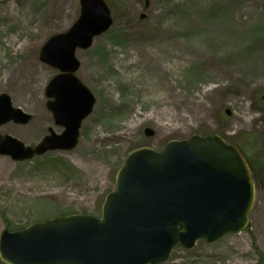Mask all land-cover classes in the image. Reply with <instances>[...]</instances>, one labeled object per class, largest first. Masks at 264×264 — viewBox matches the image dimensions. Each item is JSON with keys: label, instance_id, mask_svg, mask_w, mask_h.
Segmentation results:
<instances>
[{"label": "rangeland", "instance_id": "rangeland-1", "mask_svg": "<svg viewBox=\"0 0 264 264\" xmlns=\"http://www.w3.org/2000/svg\"><path fill=\"white\" fill-rule=\"evenodd\" d=\"M105 2L111 27L76 51L94 109L70 151L22 162L0 154V233L4 217L17 225L99 213L130 150L218 133L257 173L249 226L210 245L175 247L160 264H264V0ZM79 11V0H0V93L32 116L1 125V134L34 147L50 129L61 131L45 106L56 71L38 55Z\"/></svg>", "mask_w": 264, "mask_h": 264}, {"label": "water", "instance_id": "water-1", "mask_svg": "<svg viewBox=\"0 0 264 264\" xmlns=\"http://www.w3.org/2000/svg\"><path fill=\"white\" fill-rule=\"evenodd\" d=\"M75 22L40 47V62L55 69L44 89L46 108L60 133L52 129L34 147L0 133V154L26 161L48 151H70L78 143L82 121L95 97L75 74L76 50L89 48L113 23L104 0H79ZM226 113H229L226 110ZM31 115L0 93V126L26 124ZM146 135L152 131L146 128ZM254 182L241 152L217 133L169 140L164 148L138 147L125 157L115 189L98 216L59 215L0 233L5 264H158L179 245L197 239L210 244L249 223Z\"/></svg>", "mask_w": 264, "mask_h": 264}, {"label": "trees", "instance_id": "trees-1", "mask_svg": "<svg viewBox=\"0 0 264 264\" xmlns=\"http://www.w3.org/2000/svg\"><path fill=\"white\" fill-rule=\"evenodd\" d=\"M99 54L103 55V57L107 55L106 52L104 51V48H101ZM246 159L248 160V162L250 164V160L247 158V156H246ZM250 166H251V169L253 171L254 178L256 179L257 176L255 174H257V173L254 172L255 168H254L252 162H251ZM4 222H5V229H8V230L18 229V228L24 227V226H26L28 224L27 223V224H17V225H15L13 222L8 221L5 217H4Z\"/></svg>", "mask_w": 264, "mask_h": 264}]
</instances>
